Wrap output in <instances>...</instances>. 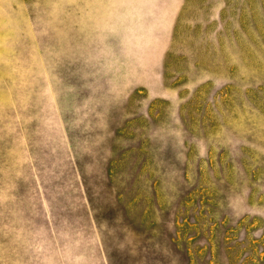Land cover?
Listing matches in <instances>:
<instances>
[{"label":"rangeland","instance_id":"374dc122","mask_svg":"<svg viewBox=\"0 0 264 264\" xmlns=\"http://www.w3.org/2000/svg\"><path fill=\"white\" fill-rule=\"evenodd\" d=\"M0 264H264V0H0Z\"/></svg>","mask_w":264,"mask_h":264}]
</instances>
